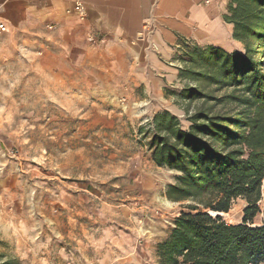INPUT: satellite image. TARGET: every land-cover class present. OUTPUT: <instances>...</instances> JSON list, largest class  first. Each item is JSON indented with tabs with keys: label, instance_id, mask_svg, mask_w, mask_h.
<instances>
[{
	"label": "rangeland",
	"instance_id": "obj_1",
	"mask_svg": "<svg viewBox=\"0 0 264 264\" xmlns=\"http://www.w3.org/2000/svg\"><path fill=\"white\" fill-rule=\"evenodd\" d=\"M195 47L184 42L166 64L175 75L160 95L167 110L153 113L142 87L101 95L83 75L72 79L69 65L49 61L46 49L0 37V264H86L105 226L97 217L105 203L150 217L155 208L161 227L174 226L189 202L167 198L178 173L153 162L149 125L169 112L188 129L198 110L215 104L183 96L198 88L181 77ZM246 206L236 200L222 218L239 224ZM137 214L144 225L146 216ZM261 223L259 214L254 224ZM155 243L150 250L159 264Z\"/></svg>",
	"mask_w": 264,
	"mask_h": 264
},
{
	"label": "trees",
	"instance_id": "obj_2",
	"mask_svg": "<svg viewBox=\"0 0 264 264\" xmlns=\"http://www.w3.org/2000/svg\"><path fill=\"white\" fill-rule=\"evenodd\" d=\"M225 21L244 52L195 47L181 70L198 83L183 96L215 104L198 110L188 129L169 112L149 125L153 162L178 173L167 198L189 202L157 246L159 264H264V0H230ZM239 199L243 221L229 224L219 214Z\"/></svg>",
	"mask_w": 264,
	"mask_h": 264
},
{
	"label": "crops",
	"instance_id": "obj_3",
	"mask_svg": "<svg viewBox=\"0 0 264 264\" xmlns=\"http://www.w3.org/2000/svg\"><path fill=\"white\" fill-rule=\"evenodd\" d=\"M76 1L0 0V23L7 26L0 37L46 49L49 61L69 65L72 79L83 75L101 95H124L127 84L142 87L153 113L167 110L160 95L175 75L166 64L181 44L244 52L233 39L234 26L225 21L230 0H81L85 21L75 11ZM90 32L104 41L90 43ZM138 210L124 204L99 207L97 217L105 226L86 264H158L153 241L163 242L173 225L161 227L155 208L152 217ZM134 213L146 216L144 225Z\"/></svg>",
	"mask_w": 264,
	"mask_h": 264
},
{
	"label": "built area",
	"instance_id": "obj_4",
	"mask_svg": "<svg viewBox=\"0 0 264 264\" xmlns=\"http://www.w3.org/2000/svg\"><path fill=\"white\" fill-rule=\"evenodd\" d=\"M75 11L81 21H85L88 18V13L83 1H76ZM6 31L7 26L5 24L0 23V33H5ZM88 41L92 44H100L104 41V37L95 32H90L88 35Z\"/></svg>",
	"mask_w": 264,
	"mask_h": 264
},
{
	"label": "bare ground",
	"instance_id": "obj_5",
	"mask_svg": "<svg viewBox=\"0 0 264 264\" xmlns=\"http://www.w3.org/2000/svg\"><path fill=\"white\" fill-rule=\"evenodd\" d=\"M223 34V33H222ZM224 44H225V42H224ZM228 46H229V43H228ZM168 204L169 205H171V203L170 202H168ZM213 215H216L215 213H213ZM221 215H223V214H221ZM224 215H226V214H224Z\"/></svg>",
	"mask_w": 264,
	"mask_h": 264
},
{
	"label": "water",
	"instance_id": "obj_6",
	"mask_svg": "<svg viewBox=\"0 0 264 264\" xmlns=\"http://www.w3.org/2000/svg\"><path fill=\"white\" fill-rule=\"evenodd\" d=\"M220 215V214H219ZM221 217L223 216V215H220Z\"/></svg>",
	"mask_w": 264,
	"mask_h": 264
}]
</instances>
